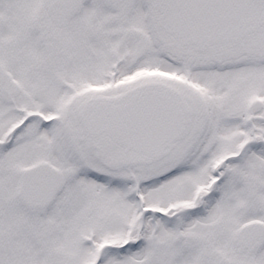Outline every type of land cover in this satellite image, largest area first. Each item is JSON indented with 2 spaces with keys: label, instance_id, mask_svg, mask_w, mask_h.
Here are the masks:
<instances>
[{
  "label": "snow or ice",
  "instance_id": "1",
  "mask_svg": "<svg viewBox=\"0 0 264 264\" xmlns=\"http://www.w3.org/2000/svg\"><path fill=\"white\" fill-rule=\"evenodd\" d=\"M0 264H264V0H0Z\"/></svg>",
  "mask_w": 264,
  "mask_h": 264
}]
</instances>
